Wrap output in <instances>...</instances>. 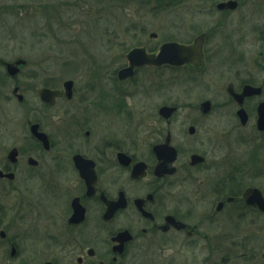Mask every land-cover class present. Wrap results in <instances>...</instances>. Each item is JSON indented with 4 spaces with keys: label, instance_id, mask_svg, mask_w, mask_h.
Instances as JSON below:
<instances>
[{
    "label": "flooded vegetation",
    "instance_id": "flooded-vegetation-1",
    "mask_svg": "<svg viewBox=\"0 0 264 264\" xmlns=\"http://www.w3.org/2000/svg\"><path fill=\"white\" fill-rule=\"evenodd\" d=\"M236 1L235 9L218 10L224 14L225 21L214 25H174L175 32L167 33L159 46L130 48L124 54V65L111 77L118 86L111 83L109 96L103 92L101 76L95 84L88 82L81 87L71 79V96L63 91L54 105L43 104L45 108H53L64 100L58 114L59 133L51 135L40 120L28 122L29 144L33 146L15 145L7 151L0 166L4 174L0 176V186L5 189L3 198L9 197L14 189L20 190L16 181L19 165L24 161L29 175L37 173V177H45L47 183L53 176L72 175L74 179L67 188L68 203L57 215L64 222L63 228L51 229L40 246L35 245L36 236L33 244L23 245L21 235H11L8 233L11 226H5L6 229L0 230L2 264H8V252L14 264H209L199 262L201 245L210 257L215 253H232L227 223L234 222L236 228L238 222H245L249 233H258L264 211L246 198L249 189L260 190L264 197L254 167L244 162L235 165L232 171L234 161L230 152L215 149L218 139H226L235 130L251 129L264 142V131L258 128L259 107L264 103V20L260 21L263 17L257 11L251 13L247 21L250 25L241 22L225 25L242 6V0ZM168 42L199 46L194 54L195 63L145 66L135 70L134 76L120 80L119 71L128 66L127 55L133 48L142 47L154 54ZM4 72V78L12 80V95L18 100L23 94L17 78L23 70L14 76L7 70ZM147 72H159L166 83L168 76L178 79L182 75L188 79L187 83L203 85L207 91L213 88L202 79L207 78L213 84L208 79L218 76L222 80L215 87L220 90L217 92L226 93L228 101L213 102L204 98L196 103H165L158 107L156 115L160 125H164L163 131L144 127L142 135L130 133L136 121L143 126L148 122L137 119L133 104L128 103L132 93L119 84L131 87L138 75ZM64 82L62 88L52 89L63 90ZM248 86L252 89L240 103L234 93L243 94ZM162 93L166 95L165 90ZM93 94L95 101L91 100ZM119 95L120 99H116ZM20 101L25 102L24 95ZM207 101L210 109L204 113L202 104ZM163 107H172L174 111L165 117L160 112ZM241 109L245 112V122L239 116ZM178 116L183 119L184 136L179 143L174 140L172 129L167 130ZM212 116H217V121L225 119L230 128L220 132V124L208 123ZM120 121L126 124L127 133L118 130ZM33 124H39V131L48 136V149L32 134ZM240 138L241 144H246L245 135ZM159 146L173 148L175 159L164 165L155 150ZM13 149L17 153L16 162L8 158ZM263 149L264 145H257L253 153H248L253 158L251 165L257 164L258 153ZM167 152L164 149L161 155ZM167 155L171 157V153ZM30 158L37 163L30 164ZM47 158L54 164L52 171L47 167L43 169ZM247 170L254 174L255 181L247 182ZM10 173L14 175L12 178L6 176ZM48 186L55 187L53 182ZM14 204L20 206H14V210L22 222L31 219L34 211H27L23 200H15ZM82 208L84 220L71 223L74 213ZM3 212L6 214L5 210ZM251 236L247 234L246 240ZM235 250L232 256L222 259V264L264 262V247L238 246ZM40 252L46 256H41Z\"/></svg>",
    "mask_w": 264,
    "mask_h": 264
},
{
    "label": "rangeland",
    "instance_id": "rangeland-1",
    "mask_svg": "<svg viewBox=\"0 0 264 264\" xmlns=\"http://www.w3.org/2000/svg\"><path fill=\"white\" fill-rule=\"evenodd\" d=\"M219 1L223 0H189L153 13L149 11L151 6L133 3L120 8L113 0H0V166L5 161L7 151L13 146H33L29 144L28 122L40 120L51 135L59 133L58 114L64 107V100L61 99L56 107L45 108L37 95L39 88L46 85L62 88L63 82L68 79H73L81 87L88 82L95 84L98 76H101L103 92L109 96L111 83L118 86L111 77L114 76V71L124 65V54L130 48L138 45L149 48L159 46L167 33L175 32L174 25H214L215 22L225 21L224 14L215 7ZM257 11L263 17L260 21L264 20V0H242L239 11L226 20L225 25H239L240 22L250 25L247 21L251 19V13ZM154 34L157 38H151ZM17 59L27 61L23 72L17 78L22 86L21 93L25 96L24 103L18 102L12 95V80L4 78L6 68L3 62ZM164 80L159 72H147L138 75L131 87L119 84L125 91L132 93L128 103L133 104L135 114H138L137 119L148 122L143 126L136 121L130 133L142 135L145 128H161L163 131L164 125H160L156 115L158 107L165 103H196L204 98L213 102L228 101L226 93L217 92L220 90L215 86L222 80L218 76L208 79L213 84L216 83L214 86L207 78L202 79L211 86L210 89L213 88L212 91H207L203 85L197 87L193 83H187L188 79L182 75L178 79L168 76L167 83ZM162 90H165L166 95ZM90 96L95 101V94ZM117 98L120 99V95ZM224 121L225 119L217 121V116H212L208 123L220 124L218 130L221 132L231 126ZM123 122L120 121L117 128L120 133H127L128 129ZM182 122V117L178 116L172 127L167 126V130L172 129L177 143L184 138ZM243 135L247 140L246 144L240 142ZM218 140V147L215 149L218 152H230L231 160L234 161L232 171L235 170V165H243L244 162L246 166L254 167V173L259 177L257 182L264 190V149L258 153L257 164L249 163L253 158L248 154L253 153L257 145H264L259 135L251 132V129L235 130L226 139ZM53 165L47 158L43 169L46 170L47 167L48 171H52ZM27 170L24 161L19 165V178L16 181L20 190L14 189L9 197L3 198L2 191L5 189L0 186V230L6 229L7 225L11 226L8 233L21 235L23 245L33 244L36 236L35 245L41 246L46 241L43 238L51 229H55V226L57 229L63 228L64 222L57 215L68 203L67 188L71 186L69 184L74 178L70 174H62L56 178L49 175L53 179L47 183L45 177H37V173L29 175ZM253 175L249 170L245 178L247 182L255 181ZM28 176L32 178L27 179ZM52 182L55 187L48 186ZM15 200H23L25 209L34 211L30 214L31 219L21 221V216L18 217L14 210V206L18 205L14 204ZM227 224L232 253H215L210 257L201 245L199 262L222 264V259L232 256L238 246L264 247V220L259 222L258 233L253 231L254 234L248 232L245 222H238L236 228L233 226L234 222ZM247 234L252 235L249 241L246 240ZM1 253L2 251L0 258L3 256ZM40 255L46 256L42 252ZM7 260L8 264L15 262L10 258L9 252ZM2 263L0 260V264ZM229 264L236 262L231 261Z\"/></svg>",
    "mask_w": 264,
    "mask_h": 264
},
{
    "label": "water",
    "instance_id": "water-1",
    "mask_svg": "<svg viewBox=\"0 0 264 264\" xmlns=\"http://www.w3.org/2000/svg\"><path fill=\"white\" fill-rule=\"evenodd\" d=\"M238 3L235 0H228L224 2H220L217 4V8L221 10L226 9H235L237 7ZM198 45V43H197ZM199 46H196V44L192 45H184L180 44L178 42H169L165 43L162 46H160L159 51L156 54H148L147 51L144 48H134L128 55V61L129 65L128 67L122 69L119 72V78L121 80L127 79L130 76L134 75L136 68H141L146 65L150 66H156L160 67L164 64H169L171 66H181L184 64H194V54L196 51H198ZM200 54V53H199ZM26 65V60L23 59H17L15 62L12 63H6L8 72L11 75H16L20 71V67ZM64 88L66 93L71 96L72 95V88H73V81L68 80L64 83ZM252 88L248 86L243 94H235V98L241 103L243 100V97L250 93V90ZM17 89L15 90V92ZM39 97L43 103L54 105L56 99L61 96L62 91L59 89H50L47 87L41 88L38 90ZM20 100L23 99L22 95L18 96ZM210 109V102L207 101L202 104V111L204 113L208 112ZM174 111V108L171 107H163L161 108V113L165 117H169L171 113ZM244 110H240L239 116L243 118V122H245L244 119ZM258 128L260 130H264V103L260 105L259 107V119H258ZM31 132L33 135H35L45 146V148H49V140L48 136L39 131V124H33L31 127ZM168 150L167 153L162 154V150ZM160 157V159L163 160V164L166 165L168 162H172L175 159V150L172 148V150L169 149L168 146H159L155 149ZM171 153V157H168L167 154ZM16 150H11L8 158L12 162H16ZM29 163L34 165L37 163L33 158L29 159ZM162 164V165H163ZM161 165V166H162ZM3 172H0V176H3ZM83 175V173H82ZM6 176L12 178L14 175L12 173L7 174ZM247 201L250 204L258 205L260 206L264 211V198L261 195V192L256 189H249L246 193ZM81 207V206H80ZM85 218L84 209H80L79 211H76L71 218V223H81ZM4 234V233H2ZM14 254V252H13Z\"/></svg>",
    "mask_w": 264,
    "mask_h": 264
},
{
    "label": "trees",
    "instance_id": "trees-1",
    "mask_svg": "<svg viewBox=\"0 0 264 264\" xmlns=\"http://www.w3.org/2000/svg\"><path fill=\"white\" fill-rule=\"evenodd\" d=\"M103 2L105 0H102ZM117 3V7L125 8V6H129V4L138 3L141 6H151L149 11H152L153 13H158L162 10H167L173 5H178L180 3H183L185 1L189 0H113ZM200 1H206V0H200ZM215 2L216 0H207Z\"/></svg>",
    "mask_w": 264,
    "mask_h": 264
}]
</instances>
